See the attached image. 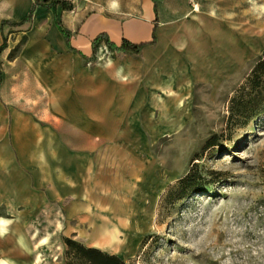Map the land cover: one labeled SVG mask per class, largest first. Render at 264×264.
<instances>
[{
	"label": "rangeland",
	"instance_id": "374dc122",
	"mask_svg": "<svg viewBox=\"0 0 264 264\" xmlns=\"http://www.w3.org/2000/svg\"><path fill=\"white\" fill-rule=\"evenodd\" d=\"M67 1L73 8L58 13L65 29L76 7L84 18L104 9L105 1L107 16L124 18L134 13L118 12L120 5L144 0ZM158 3L165 52L146 67L136 53L135 78L127 85H117L95 61L66 53L62 87L48 84L28 43L53 41L51 28L60 35L52 9L37 12L29 26L11 34L3 59L7 93L14 91L17 107L31 108L33 134L49 129L63 140L58 150L89 159L92 193L75 200L66 191L57 199L48 192L52 179L46 185L33 179V200L41 202L31 208V250L23 256L17 247L16 264H65V236L116 252L131 264H264V110L245 120L230 109L231 97L264 52V38L244 40L246 26H264V0ZM197 3L201 10L191 16ZM42 14L51 26H37ZM157 44L161 48L160 38ZM171 76L177 94L150 102L153 94L163 95L161 78ZM57 99L62 110L55 109ZM56 118L62 125H52ZM38 167L33 163V170ZM191 169L197 172L195 187L177 198L179 179Z\"/></svg>",
	"mask_w": 264,
	"mask_h": 264
},
{
	"label": "crops",
	"instance_id": "0c3cea01",
	"mask_svg": "<svg viewBox=\"0 0 264 264\" xmlns=\"http://www.w3.org/2000/svg\"><path fill=\"white\" fill-rule=\"evenodd\" d=\"M34 1L0 0V44L3 42L4 35L8 36V46L0 55L3 71L4 56L8 55L12 47L11 34L17 28L23 29L29 26L28 24L33 19L19 25H12L8 22L2 24V20H21L28 14ZM88 1L95 3V0ZM158 1L157 40L154 44H145L137 53L140 56V60L145 63V67L147 65L150 66L155 59L163 57L165 52V49L163 50L162 47L163 29L160 28L162 22L159 21L160 5ZM103 3L104 9H100L97 13H91L84 18H82V12L80 13V10L76 7L75 15H71L67 19L66 30L70 32L71 43L76 49L69 47L65 34L57 24L60 10L64 12L68 10L64 9L61 5H58L56 8L48 7L43 0L38 5L36 13L44 8L54 11L55 28H58L60 34L57 35L55 30L51 28L48 35L52 37L53 41L44 37L32 39L28 43L31 60L32 62H40L42 64L37 68V72L45 75L49 79L47 81L49 82L48 84L62 87L64 53L75 59L79 57L86 58L84 55H91L93 52L92 39L100 31H107L111 39L117 44H120L124 37L134 41L149 40L152 38L154 19L156 18L154 0H144L141 5H132L129 8L124 4L120 5L119 10L116 9L118 12L130 11L134 13L133 16L124 18L107 16L106 11L109 12L111 7L109 3L105 1ZM196 5L198 9L196 10L194 8L195 10L193 9L190 12L191 16H197L198 11L201 10L200 5L198 3ZM190 19L193 21L199 20V18L194 19L191 17ZM49 20L50 17L47 14H42L37 18V26H40L42 21L44 24L51 26ZM235 23L237 24V22ZM244 29L249 33L244 37L247 43L264 38V26H260L257 29L253 26H246ZM54 35L55 38H53ZM159 38L161 48L157 44ZM101 47H104L106 53L111 54L109 58L106 57L108 59L107 62H104L99 56V49ZM135 54V52L128 50L110 49L104 42H101L97 48L98 59L95 60L94 64L110 71V76L117 85H127L133 83L132 79L135 78L134 70L137 68L131 62ZM172 77L168 79L161 78L164 81L161 84L163 95H166L165 92L167 89H176L173 87L175 79L173 80ZM89 79L91 83L94 82L93 75L89 74ZM154 83L158 84V81H154ZM13 92L12 90L11 94L7 93L6 75L4 74L3 82L0 85V264H16L14 257L17 252V247L20 249L18 252L23 256H26L31 250L30 246L28 247L26 244V237L29 239L31 237V208L33 202H41L37 201V199L33 200V179L39 185H46L47 180L52 179V185L48 189V192L57 197V199H60L61 195L66 191H70L75 200L79 199L80 196L81 200L92 196L87 186V183L90 181L89 159L84 155L63 153L62 149L58 150V143L63 142V140L58 135L55 137L53 133H50L49 129L44 131V135H41L39 132L33 134V127L36 129L37 125L33 123L31 108L17 107ZM88 92L92 93V91ZM189 94L188 97H190ZM150 102L159 104L158 94H153ZM55 109H63L62 99H57ZM52 125L56 127L62 125V119L56 118ZM92 142L96 143L97 140H93ZM53 143L56 144L55 150L52 149ZM33 158L37 160H33ZM36 162L39 163V167L33 170V163ZM81 162L86 163L87 166L80 167ZM52 167L56 168L54 172H52ZM58 167L60 168L59 170L57 169ZM80 168L83 169V172H80ZM50 169L51 172H49ZM33 173L35 175L34 178ZM82 177L85 178L81 182ZM64 179H67L69 183L63 186L62 182ZM79 180L80 182H78ZM39 195L41 196L40 200H43L44 194L40 192ZM16 221H19V231L15 228ZM26 223L29 224V230H26ZM21 227H23L22 230ZM17 237L20 238L18 243L16 241Z\"/></svg>",
	"mask_w": 264,
	"mask_h": 264
},
{
	"label": "trees",
	"instance_id": "16d2710c",
	"mask_svg": "<svg viewBox=\"0 0 264 264\" xmlns=\"http://www.w3.org/2000/svg\"><path fill=\"white\" fill-rule=\"evenodd\" d=\"M42 0H35L28 14L21 20L3 19L2 24L8 22L12 25H19L23 22L30 21L34 18L36 10ZM155 2L156 18L154 19V28L152 38L143 41H134L127 37L117 44L111 39L107 31H100L93 39V52L91 55H84L87 59L95 61L96 51L101 42H104L110 49L128 50L138 53L145 44H154L157 40L156 26L158 24V8ZM48 7L56 8L61 5L64 9L73 8V3L67 0H43ZM57 24L60 30L65 34L66 41L70 48L76 49L71 43V34L62 25L57 18ZM8 46V36L4 35L3 42L0 44L1 52ZM4 79L2 60L0 57V85ZM231 115L238 118L250 120L264 110V52L257 58L252 66L245 81L238 87L235 95L231 97ZM197 172L191 169L186 175L179 179L178 185L174 191L177 198L186 196L189 189L195 187ZM65 264H131L120 254L107 251L96 245H89L76 238L65 236Z\"/></svg>",
	"mask_w": 264,
	"mask_h": 264
},
{
	"label": "bare ground",
	"instance_id": "6f19581e",
	"mask_svg": "<svg viewBox=\"0 0 264 264\" xmlns=\"http://www.w3.org/2000/svg\"><path fill=\"white\" fill-rule=\"evenodd\" d=\"M99 56H100V58L102 59V60H104V62H107L108 61V59L106 58V51H105V49H104V47H101L100 49H99ZM109 63V62H108ZM173 84V83H172ZM171 86V85H170ZM169 86V87H170ZM166 90V89H165ZM177 89H167L166 90V95L164 94V95H158V99L160 100V101H162L163 100V97H167V96H174V95H176L177 94ZM182 102H183V100H182V98H180V100H179V102H178V106H181L182 105ZM161 110H163L164 111V108H161Z\"/></svg>",
	"mask_w": 264,
	"mask_h": 264
}]
</instances>
